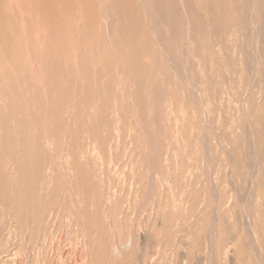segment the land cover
Masks as SVG:
<instances>
[{
	"label": "rangeland",
	"instance_id": "374dc122",
	"mask_svg": "<svg viewBox=\"0 0 264 264\" xmlns=\"http://www.w3.org/2000/svg\"><path fill=\"white\" fill-rule=\"evenodd\" d=\"M54 1L0 0V81L15 88L32 133L28 158L21 141L0 155V264H255L252 232L235 219L249 200L223 196L232 147L251 142L248 109L258 95L244 40L217 48L218 62L191 40L188 80L166 59L178 45L171 30L157 41L138 2L147 37L112 19L111 0ZM133 39L148 45L137 56L143 66L127 61ZM228 53L239 62L225 64ZM237 87H249L247 96ZM211 227L219 232L210 237Z\"/></svg>",
	"mask_w": 264,
	"mask_h": 264
},
{
	"label": "bare ground",
	"instance_id": "6f19581e",
	"mask_svg": "<svg viewBox=\"0 0 264 264\" xmlns=\"http://www.w3.org/2000/svg\"><path fill=\"white\" fill-rule=\"evenodd\" d=\"M44 2H47V0H43ZM54 1V0H53ZM100 1V0H99ZM103 1V0H102ZM50 2V1H49ZM55 2V1H54ZM53 2V3H54ZM137 2L142 6L143 12H147L152 19H153V25L152 31L154 30L157 32V41H165L164 37V26H168L169 30H171L173 36L172 39L176 41L178 45H176L175 48H170L167 47L165 52L169 55L167 56V60L171 61L172 67L176 71H184L185 72V77L188 79V63L190 62V54H191V49H190V43L191 40H194L195 42L197 41L203 51V55L205 59H210L216 57V61L218 62L216 54V49L217 48H222L224 51H229L230 48H232L234 45L238 43V41L244 40L245 46L240 45V48L245 47V51L247 54V57H252V64H253V69L254 74L251 72V75L253 76V89L257 88L258 89V95L254 97V101L251 105V108H246L249 111V115L252 120V131L250 141H247L246 139H241V142L235 143V145L232 147V150L230 151L229 155V164L233 166V174L229 175L230 177L226 180V189L224 190V197H229L227 199H231L232 197H236L239 202L243 204L245 200H249V205L248 207L245 206L243 208L242 213H236L235 219L237 223H242L246 224L248 226V230L252 232V242L249 244L250 248L254 251L255 255V264H264V0H111L110 7L112 8L113 11V17L112 19L114 20H119L122 22V24L125 26L127 29H131L134 32L141 34L143 37H145L149 31H147V28H143L142 25L138 24L136 20H138L142 16V11L138 9L137 7ZM39 4H42L39 2ZM107 4V3H106ZM49 5V4H48ZM101 5V3H100ZM99 5V6H100ZM106 7V5H105ZM2 8V5H1ZM99 8V7H98ZM48 9V8H47ZM102 9V8H101ZM51 10V9H50ZM106 10V8H105ZM99 11V10H98ZM107 13L110 18L109 14V8H107ZM105 12V11H104ZM3 13V12H2ZM99 14V12H98ZM102 15V14H101ZM107 15V14H105ZM146 16V15H145ZM148 16V17H150ZM100 19H102V22L100 24L101 27L104 26L103 22V16H100ZM107 17V16H106ZM145 18V17H144ZM111 19V18H110ZM111 19V20H112ZM140 21V20H139ZM145 23L147 20H144ZM111 22V21H110ZM114 22V21H113ZM100 23V22H99ZM98 23V26H99ZM112 23V22H111ZM109 24V23H108ZM106 24V25H108ZM121 24V23H120ZM105 25V26H106ZM110 25V24H109ZM147 25V24H146ZM123 27V26H122ZM99 29V27H98ZM124 30V29H122ZM132 31V32H133ZM100 33V30L97 31ZM184 33V34H183ZM150 34V33H149ZM194 34H200L203 38L199 42L197 39H195ZM122 35V34H121ZM127 35V34H126ZM136 35V34H135ZM134 35V37H135ZM108 36V35H107ZM120 36V35H119ZM154 36V35H153ZM180 36H182L180 40ZM199 36V35H198ZM133 37V36H132ZM131 37V38H132ZM147 37V36H146ZM121 39V38H120ZM148 40V38H146ZM109 40V39H107ZM134 40V39H133ZM137 39H135L133 43H135ZM112 41V40H110ZM127 41V40H126ZM125 41V42H126ZM193 41V42H194ZM108 42V41H107ZM131 42V41H130ZM192 42V43H193ZM112 43V42H111ZM157 43V42H156ZM191 43V44H192ZM241 43V42H240ZM239 43V44H240ZM100 44V43H99ZM110 44V42H109ZM130 44V45H132ZM238 44V45H239ZM111 45V44H110ZM159 45V44H158ZM180 48L185 51V57L181 56L179 58L178 54L180 51ZM234 46V47H235ZM242 46V47H241ZM148 50V45L145 47H138L136 44H133L134 52L129 55L127 58V61L132 63H137L142 65V60L138 59V53L143 52V50ZM237 47V46H236ZM160 48V47H159ZM239 48V46H238ZM239 48V50H240ZM100 49V48H99ZM132 49V46H131ZM157 49V48H156ZM195 48H193L194 50ZM198 49V48H196ZM244 49V48H242ZM114 50V49H113ZM200 50V49H199ZM200 50V51H201ZM218 50V49H217ZM238 50V49H235ZM129 52V50H127ZM163 51V50H162ZM182 51V50H181ZM234 51V49H233ZM197 51L194 53L197 55ZM219 52V50H218ZM236 52V51H235ZM242 52V50H241ZM193 53V52H192ZM221 53V52H219ZM224 53V52H223ZM240 53V52H239ZM144 54V53H143ZM147 54V53H146ZM149 54H153L149 52ZM165 54V53H164ZM200 54V52H198ZM229 54V53H228ZM238 54V52H237ZM235 53V55H237ZM244 54V53H241ZM100 55V54H99ZM127 55L125 57H127ZM141 55V53H140ZM161 55V53H160ZM222 55V54H221ZM233 55V56H235ZM144 56V55H143ZM149 56V55H148ZM159 56V55H158ZM220 56V55H219ZM225 56V55H224ZM228 56H231L230 54ZM231 56L233 59L234 57ZM166 57V54H165ZM196 57V56H195ZM203 57V56H202ZM236 57L234 60H231V58L226 59L225 64H230L233 62H236ZM100 58H103L100 56ZM124 58V57H123ZM148 58V57H147ZM162 58V56H161ZM197 58V57H196ZM223 58V56H222ZM238 58V57H237ZM117 59V57H116ZM143 59V57H142ZM158 59V58H157ZM164 59V58H163ZM250 59V58H249ZM102 60V59H101ZM195 60V58H194ZM193 60V61H194ZM197 60V59H196ZM222 60V59H221ZM220 60V62H221ZM236 60V61H235ZM128 61V62H129ZM141 61V62H140ZM144 61V60H143ZM150 64H151V60ZM211 61V60H210ZM249 61V60H248ZM101 62V61H100ZM120 62V61H119ZM126 62V63H128ZM200 62V60L198 61ZM215 62V60H214ZM223 62V60H222ZM221 62V63H222ZM225 62V61H224ZM251 62V61H250ZM248 62V63H250ZM204 63V62H203ZM206 63V62H205ZM212 63V62H211ZM242 63V62H241ZM102 64V63H101ZM148 64V63H146ZM161 64V63H159ZM196 64V63H195ZM218 64V63H216ZM223 64V63H222ZM240 64V63H239ZM133 65V64H132ZM144 65V63H143ZM142 65V66H143ZM171 65V64H170ZM193 65V64H191ZM198 65V64H197ZM202 65V64H201ZM200 65V67H202ZM219 65V64H218ZM217 65V66H218ZM224 65V64H223ZM113 66V65H112ZM135 66V65H134ZM150 66V65H149ZM154 66V65H153ZM207 65H203V67ZM122 67V65H121ZM126 67V66H125ZM128 67V66H127ZM182 67V68H181ZM198 67V66H197ZM196 67V68H197ZM199 67V68H200ZM211 68V66H209ZM208 67V71H209ZM234 67V66H233ZM238 68V65L236 66ZM162 68V67H161ZM190 68V67H189ZM205 68V67H204ZM215 68V67H214ZM231 68V67H230ZM229 68V69H230ZM241 68V67H240ZM245 68V67H244ZM249 68V67H248ZM246 66V70L248 69ZM107 69V68H106ZM122 69V68H121ZM194 69V67H193ZM202 69V68H201ZM200 69V71H201ZM206 69V68H205ZM204 69V71H205ZM222 69V67H221ZM236 69V68H235ZM250 69V68H249ZM150 70V69H149ZM171 69L169 68V71ZM173 70V69H172ZM199 70V69H198ZM213 70V69H212ZM220 70V69H219ZM218 70V72H220ZM223 70V69H222ZM245 70V69H244ZM109 71V70H108ZM195 71V70H194ZM231 71V70H230ZM136 72V71H135ZM163 72V71H162ZM207 72V71H206ZM205 72V75H206ZM211 72V71H210ZM214 72V71H213ZM222 72V71H221ZM220 72V73H221ZM235 74L239 71L235 70ZM245 72V71H243ZM242 72V73H243ZM248 73V71H246ZM115 73V72H114ZM155 73V72H154ZM169 73V72H168ZM183 73V72H182ZM208 73V72H207ZM212 73V72H211ZM219 73V74H220ZM225 73V72H224ZM229 74V71H226V74ZM144 73H142L143 75ZM190 73V78H194V72L193 76ZM232 74V71H231ZM236 74V75H237ZM244 74V73H243ZM243 74H240L243 75ZM123 75V74H122ZM128 75V74H127ZM137 75V74H136ZM171 75V73H170ZM178 75V74H177ZM197 75H199L197 73ZM212 75V74H211ZM210 75V76H211ZM217 75V74H216ZM224 75V74H223ZM250 75V76H251ZM108 76V75H107ZM145 76V75H144ZM158 76V75H157ZM169 76V74H168ZM179 78H181L180 74L178 75ZM196 76V75H195ZM201 76V75H199ZM196 77V78H199ZM222 76V75H221ZM247 76V75H246ZM156 77V75H155ZM159 77V76H158ZM171 77V76H169ZM205 77V76H202ZM207 77V76H206ZM217 77V76H216ZM220 77V76H219ZM224 77V76H223ZM230 77V76H229ZM249 77V76H248ZM247 77V78H248ZM143 78V77H142ZM214 78V77H213ZM221 78V77H220ZM244 78V77H243ZM170 79V78H169ZM172 79V78H171ZM175 79H177L175 77ZM200 79V78H199ZM198 79V80H199ZM203 79V78H202ZM208 79V78H207ZM227 77L225 78V80ZM237 81L238 78L236 77ZM121 80V79H120ZM189 80V79H188ZM188 80H186L188 82ZM204 80V79H203ZM202 80V81H203ZM206 80V79H205ZM212 80V79H211ZM231 80V79H229ZM235 80V79H234ZM241 81L242 78L240 79ZM245 80V79H244ZM248 80V79H247ZM246 80V81H247ZM157 81V78H156ZM170 81V80H169ZM180 81V79H179ZM181 81H183L181 79ZM185 81V82H186ZM208 81V80H207ZM218 81V78H217ZM221 81L223 79L221 78ZM220 81V82H221ZM251 79L249 78V82ZM178 82V81H176ZM191 82V81H190ZM201 82V81H200ZM211 82H214L212 80ZM225 84V81H223ZM230 83H233L229 81ZM248 82V81H247ZM251 82V84H253ZM163 83V82H162ZM192 83V82H191ZM190 86L192 87L193 85ZM197 83V82H196ZM204 83V82H201ZM207 83V82H206ZM210 83V82H208ZM207 83V85H208ZM216 83V81H215ZM214 83V84H215ZM222 83V82H221ZM240 83V82H239ZM245 83V82H244ZM139 84V83H138ZM184 84V83H183ZM188 84V83H186ZM222 84V86L224 85ZM229 84V83H228ZM227 84V85H228ZM238 84V82H237ZM243 84V83H242ZM185 85V84H184ZM198 85V84H197ZM204 85V84H203ZM226 85V84H225ZM231 85V84H230ZM247 85H250L249 83ZM246 85V86H247ZM176 86V85H175ZM196 84L194 85V87ZM215 86V85H211ZM234 86V84H232ZM245 86V85H244ZM245 86V87H246ZM256 86V87H255ZM190 87V88H191ZM203 87V86H202ZM201 87V88H202ZM209 87V86H207ZM225 87V86H223ZM229 87V86H228ZM239 87H241L239 85ZM243 87V86H242ZM255 87V88H254ZM182 88V87H181ZM199 88V87H198ZM220 90L221 85H219ZM227 88V87H226ZM238 88V87H237ZM193 89V88H192ZM195 89V88H194ZM197 89V86H196ZM236 90V88L234 87ZM240 89L239 91H236V93L242 91V94L244 93L245 89L238 88ZM242 89V90H241ZM249 91V87L247 88ZM251 89V90H253ZM184 90V89H182ZM181 90V91H182ZM189 90V88H188ZM203 90V89H201ZM207 90L209 91L210 88ZM212 90V89H211ZM210 90V91H211ZM225 90V88H224ZM224 90L222 92H224ZM228 89H226L227 91ZM180 91V90H179ZM200 91V90H198ZM196 90V92H198ZM217 91V90H216ZM225 91V93H226ZM230 91V90H229ZM248 91L246 92L248 94ZM257 91V90H256ZM203 93V91H201ZM215 92V91H214ZM231 92V91H230ZM251 92V91H250ZM254 92V91H253ZM208 93V92H207ZM221 93V92H219ZM235 93V91H234ZM241 93V92H240ZM244 93V94H246ZM184 94V93H183ZM193 94V92H192ZM200 97V92L198 93ZM244 94L242 96H244ZM246 94V96H247ZM250 94V93H249ZM179 97L181 94H178ZM197 95L194 94L193 97ZM210 95V93L208 94ZM238 98L240 94L238 93ZM254 95V94H252ZM189 96V95H188ZM212 96V93L209 97ZM245 96V97H246ZM249 96V95H248ZM192 97V95L190 96ZM214 97V95H213ZM220 97V96H219ZM244 98V97H243ZM256 98V100H255ZM193 99V98H192ZM191 99V100H192ZM221 99V98H220ZM248 99V98H247ZM174 100V99H173ZM253 100V99H252ZM177 101V100H176ZM194 101V100H193ZM202 101V100H201ZM247 101V100H246ZM171 102V101H170ZM174 102V101H173ZM249 102V101H248ZM180 103V102H179ZM153 104V103H152ZM190 104V103H189ZM207 104V103H206ZM249 103V107H250ZM175 105V104H174ZM199 106V105H198ZM210 106V105H209ZM228 106V105H227ZM18 103H17V98L15 95V88L13 85L7 83H4L0 81V155L7 154L4 152H10L11 149L5 148V143L7 141H12L20 143H24L23 147V153L26 154L27 158L29 157V152H30V142H31V121L27 119L25 116H20L18 114V109H17ZM195 107V106H194ZM248 107V106H247ZM244 109V108H243ZM169 111V110H168ZM245 111V110H244ZM247 111V110H246ZM242 113V112H241ZM163 114V113H162ZM246 114V113H245ZM247 116V115H245ZM248 117V116H247ZM249 117V118H250ZM242 118V117H241ZM247 119V118H246ZM248 120V119H247ZM244 122V120L242 119ZM240 122V121H239ZM241 123V122H240ZM239 123V124H240ZM249 123V122H248ZM245 124V123H244ZM243 124V125H244ZM241 125V124H240ZM239 125V126H240ZM235 126V125H234ZM242 126V125H241ZM240 129V127H238ZM229 129V128H228ZM238 129V130H239ZM241 133V132H240ZM242 133H244L242 131ZM241 133V134H242ZM9 134L10 135L9 137ZM16 138H15V135ZM239 134V133H238ZM239 134V135H241ZM243 135V134H242ZM242 135L240 137H242ZM12 136V137H11ZM230 136V135H229ZM245 136V135H244ZM233 136V139L236 140ZM237 137V136H236ZM239 137V136H238ZM243 138V137H242ZM232 139V140H233ZM238 141V139H237ZM9 142V143H10ZM228 142V140H227ZM226 142V143H227ZM234 142V141H233ZM12 143V144H13ZM231 143V141H230ZM8 144V142H7ZM17 144V143H16ZM14 144V145H16ZM233 145V143H231ZM5 145V146H4ZM10 145V144H8ZM226 146V145H225ZM228 146V145H227ZM230 146V144H229ZM11 147V146H10ZM231 147V146H230ZM229 147V148H230ZM13 149V148H12ZM17 150V149H16ZM20 150V149H19ZM230 150V149H229ZM15 151V150H14ZM8 152V153H9ZM17 152V151H16ZM15 152V153H16ZM228 152V150H227ZM11 153V152H10ZM13 153V152H12ZM222 154V153H221ZM224 157V156H223ZM1 159V158H0ZM227 160V159H226ZM28 162V161H27ZM209 164V163H208ZM224 165V164H223ZM224 168V167H223ZM230 169V168H229ZM210 170V169H209ZM209 172V171H208ZM226 172V171H225ZM231 173V172H230ZM2 178V177H1ZM223 178V177H222ZM224 180V179H223ZM216 182V181H215ZM224 182V181H223ZM222 182V183H223ZM214 183V182H213ZM220 184V183H219ZM1 185V184H0ZM211 185V184H210ZM215 185V184H214ZM224 185V184H223ZM3 186V185H1ZM225 186V185H224ZM4 187V186H3ZM214 187V186H213ZM217 188V186H215ZM215 191H218L219 189ZM223 188V187H222ZM221 188V189H222ZM209 189V187H208ZM2 190V188L0 189ZM193 194V193H192ZM230 195V196H229ZM232 196V197H231ZM213 197V196H212ZM217 198V197H216ZM215 198V199H216ZM214 199V198H213ZM218 199V198H217ZM158 201V200H157ZM217 201V200H216ZM235 201V199H234ZM230 202V201H229ZM238 202V203H239ZM234 203V202H233ZM237 203V202H235ZM246 203V202H245ZM218 204V202H217ZM214 205V204H213ZM216 205V204H215ZM221 205V204H219ZM218 205V206H219ZM203 206V205H202ZM241 206V205H239ZM227 207V206H226ZM225 207V208H226ZM236 207V206H235ZM243 207V205H242ZM205 208V207H204ZM213 208V207H212ZM211 208V209H212ZM221 208V207H220ZM210 211V210H209ZM208 211V213H209ZM214 211V210H213ZM212 212V210H211ZM230 213V212H229ZM228 213V214H229ZM201 214V213H200ZM221 214V211H220ZM213 215V214H212ZM215 216V215H213ZM229 216V215H228ZM205 217V216H204ZM204 217L202 219H204ZM217 217V216H216ZM226 217V216H225ZM231 217V216H230ZM199 218V217H198ZM218 218V217H217ZM232 218V217H231ZM228 219V218H227ZM209 220V219H207ZM214 220V219H213ZM223 220V219H221ZM231 220V219H230ZM210 222V221H209ZM226 222V221H225ZM214 223V222H213ZM200 224V223H199ZM216 224V221H215ZM233 224V222H231ZM235 224V223H234ZM214 225V224H213ZM187 226V225H186ZM209 226V223L207 227ZM211 226V224H210ZM209 226V228H210ZM233 226V225H232ZM236 226V225H234ZM214 227V226H213ZM211 227L212 229L210 230V237L213 235V229L215 228ZM171 228V227H170ZM220 228V227H219ZM246 228V226H245ZM207 229V228H206ZM235 229V228H234ZM233 229V230H234ZM216 231H218L216 229ZM237 231V230H236ZM244 231V229H243ZM219 232V231H218ZM240 232V231H239ZM186 233V232H185ZM188 233V232H187ZM233 233V232H230ZM237 233V232H236ZM207 234V233H206ZM218 234V233H217ZM244 234V233H243ZM151 235V234H150ZM147 236V235H146ZM222 236V235H221ZM229 236V235H228ZM245 236V235H244ZM209 237V235H208ZM228 238V237H226ZM212 239V238H211ZM218 239V238H217ZM229 242L228 244L231 246H237L238 241H239V236L231 234L229 236ZM203 240V239H202ZM247 241V240H246ZM213 242V241H211ZM216 242V241H215ZM210 243V242H209ZM208 243V244H209ZM249 243V242H248ZM206 244V243H205ZM227 246V245H226ZM207 247V246H206ZM217 247V246H216ZM229 247V246H228ZM222 248V247H221ZM230 248V247H229ZM248 248V247H247ZM248 248V249H250ZM212 249V248H211ZM217 249V248H216ZM215 249V250H216ZM226 251H229L226 250ZM219 253V246H218V251ZM216 252V253H217ZM221 253V252H220ZM226 254V253H225ZM230 255V254H229ZM212 256V255H211ZM219 258V255H217ZM222 256V255H221ZM213 258V256H212ZM232 258V256H231ZM248 258V256H247ZM212 260V259H211ZM218 261V260H217ZM221 260H219L220 262ZM225 261V260H224ZM218 263V262H217ZM225 263V262H223ZM238 263V262H237ZM199 264V263H198ZM232 264V263H231Z\"/></svg>",
	"mask_w": 264,
	"mask_h": 264
}]
</instances>
